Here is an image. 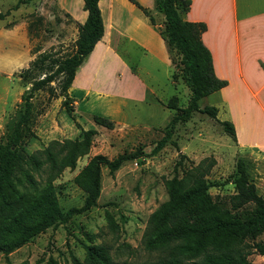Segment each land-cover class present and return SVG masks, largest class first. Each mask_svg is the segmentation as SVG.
I'll return each instance as SVG.
<instances>
[{
	"label": "trees",
	"instance_id": "16d2710c",
	"mask_svg": "<svg viewBox=\"0 0 264 264\" xmlns=\"http://www.w3.org/2000/svg\"><path fill=\"white\" fill-rule=\"evenodd\" d=\"M23 0H18L21 2ZM150 20L156 18L137 0ZM191 0H154L155 8L163 14L161 33L166 40L174 68L178 63L184 67L183 78L190 89L187 105L180 108L177 96L171 95L167 106L176 108L165 128L164 135L152 151L159 150L173 134L176 123L192 116L194 111L216 117L218 107L214 104L200 105L199 100L226 84V79L216 75L210 49L202 40L206 29L204 21H192L184 17ZM18 4L14 5V8ZM87 17L78 23V33L73 50L65 56L51 60L49 71L32 80L29 90L22 95L23 108L8 121L6 133L0 140V252L8 254L29 241L48 227L68 221L73 214L97 204L101 188V167L110 172L118 169L124 160L136 158L140 153H120L113 158L97 153L74 176L75 183L84 191L80 206L63 209L54 180L66 167L74 168L77 159L86 154L97 130L83 128L73 114L68 87L76 67L92 50L104 30L98 0H84ZM3 14L0 13V16ZM170 50L178 57L174 58ZM48 53H39L32 59L25 72L41 65ZM60 76L61 104L66 113L80 128L75 137L51 138L40 147L29 150L28 141L37 136L32 128L34 105L30 100L36 89L47 87L54 95L51 81ZM96 123L108 128L114 122L107 116L94 114ZM224 131L234 140L235 127L228 119L219 120ZM180 157L186 154L180 153ZM213 155L202 157L196 164L185 167L182 175L169 181V195L150 214L142 234L146 257L137 261L116 262L110 247L91 240L84 243L85 256L72 257L73 264H252L249 254L257 252L264 256V195L251 178L244 158L236 160V172L232 178L234 191L228 196L212 195L207 188L211 183L205 175L215 164ZM111 227L116 223L110 217ZM127 245V243H126ZM45 264H58L49 257Z\"/></svg>",
	"mask_w": 264,
	"mask_h": 264
},
{
	"label": "rangeland",
	"instance_id": "374dc122",
	"mask_svg": "<svg viewBox=\"0 0 264 264\" xmlns=\"http://www.w3.org/2000/svg\"><path fill=\"white\" fill-rule=\"evenodd\" d=\"M16 3L18 6L14 8ZM66 6L77 7L72 0H67ZM0 13L3 14L0 17L11 13L0 20L16 16L27 21L31 60L42 52L49 55L41 63L42 67L33 66L28 72L23 71L22 67L6 73L5 55L0 46L1 140L6 133L8 121L23 108L22 95L29 90L32 80L49 71L53 58L65 56L73 50L78 25L60 6L58 0H23L21 2L0 0ZM157 15L161 27L163 14L158 12ZM170 53L174 58L178 57L174 50H170ZM174 71L175 74L172 77L174 86L172 85V91L168 96L170 98L171 95H176V104L182 108L188 103L190 89L182 77L183 65L178 63ZM58 79L60 76L50 82L54 95L49 96L50 90L44 87L36 89L30 97L34 105L32 128L37 135L43 134L40 128L45 111L50 108L54 110L57 107L64 108L61 104L63 95L60 93ZM217 96L216 93H210L202 97L199 103L200 105H216ZM170 110L172 115L178 111L176 108H170ZM223 115L224 111L220 109L219 116L223 117ZM82 120L85 125L89 124L87 120ZM168 122L151 129V132L140 133L141 136L134 139L126 137L118 141L114 135L105 133L100 134L98 138L93 136L89 151L77 159L75 167H66L54 180L63 209L82 204L84 191L75 183L74 176L93 155L102 153L113 158L120 153L140 154L136 158L124 160L122 165L113 172H110L106 165H102L100 195L96 205L73 214L66 222L59 223L55 227H48L8 254L0 252V264H45L49 257H53L58 264H73L72 257L77 256L83 259L84 243H91V240L108 245L118 263L145 258L142 234L149 214L168 197L169 181L174 174L181 176L185 167L196 164L204 156L213 155L216 159L215 164L205 175L211 183L207 190L212 195L218 193L228 196L232 193L234 184L231 180L236 172L238 153L235 151L234 140H231V136L224 131L217 116L194 111L189 119L175 124L173 134L159 150L152 151L164 135ZM52 123L60 124L57 115ZM56 129L58 130V127ZM55 135L54 132H50L44 138L47 141ZM41 143L39 139L32 138L28 141L27 148L32 150L41 146ZM180 153L186 154V157H180ZM263 180L264 176L257 179V182L258 191L264 195ZM110 217L116 223L115 228L111 227ZM258 238L264 239V232ZM249 259L252 264H264V256L257 252L250 253Z\"/></svg>",
	"mask_w": 264,
	"mask_h": 264
},
{
	"label": "crops",
	"instance_id": "0c3cea01",
	"mask_svg": "<svg viewBox=\"0 0 264 264\" xmlns=\"http://www.w3.org/2000/svg\"><path fill=\"white\" fill-rule=\"evenodd\" d=\"M58 1L77 25L85 21L84 0H72L77 5L72 8L66 6L67 0ZM137 1L151 11L155 23L132 0H98L103 34L76 67L68 87L76 121L83 128H95L96 138L102 133L114 135L118 141L138 138L168 122L172 115L165 101L174 86L173 63L158 11L154 0ZM183 15L206 23L202 40L211 51L216 75L227 81L211 92L218 94L217 118L234 124L236 139L231 140L235 151L246 160L258 189L257 179L264 176V0H191ZM29 41L24 18L0 20L6 73L28 65L32 58ZM1 98L0 93V102ZM94 114L109 117L113 127L96 123ZM56 115L60 124L55 125ZM40 129L43 134L34 138L41 146L50 132L56 134L51 138H63L75 137L80 131L60 107L45 111Z\"/></svg>",
	"mask_w": 264,
	"mask_h": 264
}]
</instances>
